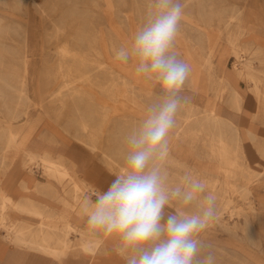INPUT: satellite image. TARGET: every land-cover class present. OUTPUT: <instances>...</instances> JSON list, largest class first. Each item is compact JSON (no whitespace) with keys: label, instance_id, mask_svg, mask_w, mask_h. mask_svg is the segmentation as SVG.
Returning <instances> with one entry per match:
<instances>
[{"label":"rangeland","instance_id":"rangeland-1","mask_svg":"<svg viewBox=\"0 0 264 264\" xmlns=\"http://www.w3.org/2000/svg\"><path fill=\"white\" fill-rule=\"evenodd\" d=\"M183 3L184 16L174 50L180 53L181 59L185 53L191 61V67L204 69L206 65L204 57L209 44L201 41L202 35L206 33L211 36L214 55L212 62L216 67L219 65L224 69L225 63L233 57L228 34L234 30H225L222 24L218 30L219 23L216 19L212 22L211 30H205L204 23L197 16L200 3H203L200 10L202 15L213 12L215 15L220 13L228 16L235 11V7L239 8L243 14V28L248 33L246 36L256 29H264V0H183ZM149 4L150 0H0V163L2 160L9 162L13 154L1 151L6 124H11L10 130L17 132V141H21L25 135L28 137L32 131L25 149L40 146L41 135L50 131L42 129L52 128L63 137L64 142L61 144L49 140L46 143L51 148L48 152L53 153V156L63 154L66 160L71 161L74 164L73 171L76 170L77 173L75 178L84 179L94 186L110 185L115 178L113 173L117 172L104 164L101 149L106 146L107 136L113 128L112 122L103 124V135L101 140H98V149L92 151L85 144L89 142L87 135L79 128L76 117L70 113L71 102L61 108L60 103L51 99L52 96L49 95L67 79L60 75L61 67L71 63L61 58L60 49L63 46L94 59L98 57L96 53L98 48L105 49V59L110 63L112 62L110 36H116L113 41L118 47L130 44L133 34L145 19ZM209 5L212 11L208 8ZM241 53L243 54L239 56L240 58L233 57V67L238 64L237 61L248 55L246 51ZM114 64L121 68L131 66L134 70L131 63L122 64L114 61ZM80 69L92 75L102 85L109 80L108 70L104 67L97 69L86 64ZM218 73L216 69L214 74L216 82ZM18 74L21 75V85ZM137 77L141 83L138 88L141 94L143 93L142 100L145 101L148 96L153 99L159 91L158 88L142 77ZM209 85L204 74L198 88L194 89L188 80L182 94L189 96L191 101L180 113L184 114L183 109L192 107L198 114L191 117L193 120L194 117H202L203 113L209 110V105L220 101ZM21 88L25 89L23 94L19 92ZM257 96H261L260 91ZM261 98L264 106V95ZM69 99L70 96L66 100ZM92 109L93 107L89 111ZM99 122V115L94 113L93 123ZM33 126L35 127L31 129ZM208 138L205 134L199 136L196 141L190 138L184 139L183 142L178 141V151L174 154L187 168L175 171L172 167H167L173 182L180 178L177 176L178 173L181 175L188 170L202 178L208 174H215L222 180L221 172L211 170L216 163L208 155L209 148L204 142ZM241 146L242 163L250 170L251 179L247 183L246 174L237 172L232 183L238 188L250 184V196L244 198L240 194L241 188L233 194H228L234 206L228 211L224 206L221 191L217 192L223 186H218L216 190L209 187L217 195L218 218L203 238L214 245L217 264L264 263V132ZM24 155L25 150H22L9 166L8 163L6 167L0 166L2 187L6 185V173L13 165L21 164ZM34 170L41 175V180L47 179L43 173L41 174V170L36 168ZM68 187H64L66 190L64 192L61 186H56L63 197L70 198ZM170 211L172 210H166ZM71 238L74 239V235H71ZM238 241L247 244L242 246ZM252 241H257V246ZM249 246H254V249Z\"/></svg>","mask_w":264,"mask_h":264},{"label":"clouds","instance_id":"clouds-1","mask_svg":"<svg viewBox=\"0 0 264 264\" xmlns=\"http://www.w3.org/2000/svg\"><path fill=\"white\" fill-rule=\"evenodd\" d=\"M184 7L183 0H150L131 43L114 50L115 60L133 64L159 90L122 136L115 178L82 198L88 233L111 241L124 264H217L203 238L218 218L217 195L190 170L173 182L166 166L178 114L191 101L182 94L191 67L174 50Z\"/></svg>","mask_w":264,"mask_h":264},{"label":"bare ground","instance_id":"bare-ground-1","mask_svg":"<svg viewBox=\"0 0 264 264\" xmlns=\"http://www.w3.org/2000/svg\"><path fill=\"white\" fill-rule=\"evenodd\" d=\"M202 7L203 3H200L197 16L199 20L204 23L205 30H211L210 28L213 26L212 22L214 19L219 23L217 26L218 30L221 29V24L225 30H234L228 34L229 43L232 46L233 57L236 59L240 58L239 56L243 54L241 52L245 51L242 47V39L248 34L243 28L244 19L242 17V11L235 7V11L228 16H223L220 13L215 15L213 12L202 15L200 13ZM209 7H211V5H209L208 8ZM114 37L116 36H110V52L112 55L110 58L112 62L110 63H107L105 59V49L99 50L98 48L96 52L98 57L94 59L88 57V55L81 54L78 51L70 50L66 46H63L60 49L61 58L63 61L69 60L71 63L61 67L60 75L67 79H64L62 85L49 96H52L51 99L58 101L61 108L71 102L69 104L70 113L73 117H76L79 128L87 135L89 142H85V144L92 151L98 149V140H101L103 135V124L112 122V131L108 134L106 146L101 149V153L104 164L110 170L118 172L122 165L121 138L133 124L142 118L144 115V108L151 102L152 98L148 96L145 98V101L142 100L141 97L143 93L141 94L138 88L141 83L131 66L121 68L114 64V61H117L114 58V50L118 48L113 41ZM201 41H206L209 44L208 52L204 57L206 65L204 69L190 66L191 73L188 79L189 84L194 89L198 88L201 77L204 74L205 80L210 84L209 88L214 91L216 98L220 100L230 98L233 99L234 105H237V95L233 93L231 97L229 87L222 76L223 69H221L219 65L216 67L212 62L214 55L211 36L208 33L203 34ZM182 59L190 65L191 61L185 53L182 55ZM24 62H26V58ZM237 63L238 64L234 65L233 68L239 76L251 80L255 79V69L253 68L251 59L243 57V59L239 62L237 61ZM86 64L95 66L97 69H102L103 67L107 69L109 73L108 82L102 85L98 83L97 79L92 75L83 72L80 67ZM216 69L217 72H219L217 82L214 79ZM18 76H20L19 84L21 85V75L18 74ZM254 86L257 94L259 89L256 82ZM24 91L25 89L22 88L19 90L21 94H23ZM69 96L70 99L66 100ZM25 97L26 100L29 101V98L27 96ZM51 102L53 103V101ZM92 107L93 109L89 111ZM183 110L184 114H178L176 130L173 133V138H170L172 142L171 155L166 162V166L172 167L175 171L185 168L186 166L174 154L178 151V141L183 142V140L187 138L196 141L199 136L202 137V135L206 134L209 138L205 139L204 142H206L205 144L209 148L208 155L211 160L216 163L211 170H213V172H221L222 180L218 179V176L215 174H208L203 178L206 179L211 189L216 190L218 186H223V188L220 187L217 192L221 191L220 193L224 206L230 211L234 206L232 203L233 200L228 194H233L234 191H238L239 188L242 189L240 194L244 198L250 196L251 193L249 189L250 184L238 188V186L232 183L237 172H244L246 174L248 177L247 183H249L251 179L250 170L242 163V143L237 132L228 122L223 121L216 115L215 103L209 105V110H206L202 117H194L193 120L191 117L198 115L194 112V109L188 107ZM94 113L100 117L99 124L93 123ZM190 119L192 120L191 125L189 124ZM4 127L7 131L3 130L5 132V137L1 142L3 146L1 151L3 153L12 152L13 154H11L9 162H5L4 160L1 161V168L6 167L7 163L9 166L20 152L25 150L24 162L22 163L23 169L32 171L33 168L36 167L41 170V174L43 173L45 177L51 181V183H46L44 186L45 194L63 203L67 210L59 214L58 223L55 226L47 220L49 217L46 216L44 231L39 232L37 228H26L23 234L24 228L21 226V223L10 224L7 219V207L10 208L12 199L6 196L0 180V235L3 238H7L11 243L20 246L26 247L28 245H33L36 249L39 247L45 250L47 255L54 257L59 262L64 261V257L69 256H83L85 258L96 256L104 247L103 237L90 235L87 229L75 227L69 223L68 216L71 213H75L85 217L81 206L83 195L89 188L102 190L98 187L88 186L83 180L75 178L74 176H77V173L76 170L73 171L74 164L66 160L63 154L53 156V153L48 151L39 153L33 150V148L25 149L22 141L18 143L16 139L17 132L10 130L11 124H6ZM210 158L208 160H210ZM177 176L180 177L181 175L178 173ZM110 179L112 178H109V180ZM56 186H61L64 192L66 191L64 187L69 186L68 188L70 191L67 190L70 192V198L58 195ZM13 208L23 213L21 206L18 207L14 204ZM71 235H74L75 238H71ZM249 239H251V236ZM262 264L264 263L262 262Z\"/></svg>","mask_w":264,"mask_h":264},{"label":"crops","instance_id":"crops-1","mask_svg":"<svg viewBox=\"0 0 264 264\" xmlns=\"http://www.w3.org/2000/svg\"><path fill=\"white\" fill-rule=\"evenodd\" d=\"M242 40V47L248 52L245 58L251 59L255 69V81L239 76L234 71V60L231 57L224 65L222 76L229 87L231 97L233 93L237 95L238 103L234 105L233 99L230 98L217 101L215 103V113L236 130L241 143L244 144L253 141L261 132H264V106L261 98L264 95V29H256ZM255 82L261 92L260 97L256 94ZM47 129L50 131H46L41 135L40 146L28 147V149L33 148V150H38L39 153H44L51 149L46 144L49 140H55L61 144L64 142L63 137L59 136L56 130L43 128L42 131ZM31 133L32 131L29 132L28 137L25 135L27 138L22 137L21 141L25 148L28 146L27 140H29ZM21 141H18V143ZM23 162L24 158L21 164L13 165L14 167L5 175L6 185L2 189L6 196L12 199L10 208L7 207V219L10 224L21 223L24 228L23 234L26 228H37L41 232L44 231L46 216L49 217L47 220L55 226L58 223L59 214L66 211L67 208L63 203L45 194L44 186L46 183H51V181L47 177L46 180H41V175L34 170L36 167L32 171L23 169ZM81 180L86 185L98 187L102 191L108 187L106 185L94 186L84 179ZM57 191L58 195L62 196L58 188ZM14 204L18 207L21 206L23 213L14 210ZM68 221L77 228L87 229L86 220L83 216L71 213L68 216ZM238 242L242 246L247 244H243L242 241ZM252 243H256L255 246H257V241H252ZM103 244L102 251L92 258L69 256L64 257V261L59 262L39 247L36 249L33 245L20 246L11 243L7 238L0 235V264H124L113 251L111 241L103 237ZM249 247L254 249V246Z\"/></svg>","mask_w":264,"mask_h":264}]
</instances>
